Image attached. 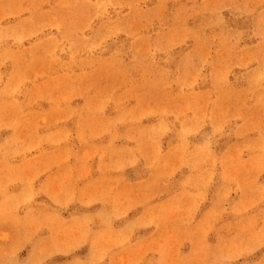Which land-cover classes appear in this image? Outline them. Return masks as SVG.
Masks as SVG:
<instances>
[{
    "label": "rangeland",
    "instance_id": "374dc122",
    "mask_svg": "<svg viewBox=\"0 0 264 264\" xmlns=\"http://www.w3.org/2000/svg\"><path fill=\"white\" fill-rule=\"evenodd\" d=\"M0 264H264V0H0Z\"/></svg>",
    "mask_w": 264,
    "mask_h": 264
}]
</instances>
